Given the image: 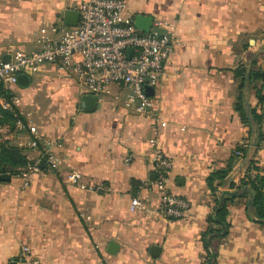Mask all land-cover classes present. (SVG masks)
<instances>
[{
	"label": "crops",
	"instance_id": "0c3cea01",
	"mask_svg": "<svg viewBox=\"0 0 264 264\" xmlns=\"http://www.w3.org/2000/svg\"><path fill=\"white\" fill-rule=\"evenodd\" d=\"M84 1L0 0V60L39 50L37 35L67 28L64 13L77 12ZM124 1L133 22L150 17L173 34L163 75L147 92L159 123L126 110L116 85L92 112L83 111L88 93L53 65L25 74L26 87L3 84L18 119L13 130L0 125V145L21 149L28 164L54 144L61 148H52L56 167L41 162L27 187L11 176L0 182V264H20L22 247L39 264H264V223L252 213L251 195L228 187L237 196L221 201L223 188L215 206L207 187L208 177L225 169L239 147L247 156L234 165L242 166L237 186L251 157L264 177V141L251 150L253 137L234 110L233 73L250 54L264 52V0ZM260 65L264 72V60ZM245 102L247 110L257 107L253 93ZM18 123L36 132L37 150L27 146L34 137ZM154 148L171 162L169 193L190 204L184 219L160 213L156 191L141 188L154 176ZM72 173L80 176L78 185L67 182ZM133 198L145 209L131 213ZM226 199L220 223L217 209ZM111 242L117 245L113 255L107 252ZM152 248L158 252L152 255Z\"/></svg>",
	"mask_w": 264,
	"mask_h": 264
},
{
	"label": "built area",
	"instance_id": "2783aa9c",
	"mask_svg": "<svg viewBox=\"0 0 264 264\" xmlns=\"http://www.w3.org/2000/svg\"><path fill=\"white\" fill-rule=\"evenodd\" d=\"M77 12L76 27L51 28L49 32H41L37 35L39 50L30 54L15 51L8 62L0 60V85L15 86L19 75L37 74L42 65L49 64L74 77L88 95L96 99L108 93L112 85L121 87L124 91L123 107L154 125L158 124L159 114L146 89L156 86L163 75L164 63L172 53L174 41L170 28L167 30L165 25L156 21L148 33H140L134 28L124 0H86ZM164 29L168 33H164ZM128 49L131 50L129 58ZM3 107L7 108V104ZM17 125L21 132L28 129L32 133L34 139L27 146L37 150L36 132L30 126ZM52 148L61 146L54 144L50 149L40 151L39 158L16 176L23 181L24 187L31 184L41 162L50 168L56 167L58 158ZM151 163L155 179L142 183L141 188L156 191L160 213L172 220L184 219L190 210L189 202L170 194L166 186L170 160L160 149L154 148ZM79 179L77 173H72L67 182L78 185ZM143 209L145 205L142 202L136 198L131 200V213ZM21 258L20 264H39L27 247H22Z\"/></svg>",
	"mask_w": 264,
	"mask_h": 264
},
{
	"label": "trees",
	"instance_id": "16d2710c",
	"mask_svg": "<svg viewBox=\"0 0 264 264\" xmlns=\"http://www.w3.org/2000/svg\"><path fill=\"white\" fill-rule=\"evenodd\" d=\"M247 50V46L243 48ZM256 55V57H255ZM248 64H239L234 70V77L237 82L238 96L234 104V110L239 114V117L248 128V137L251 139L253 136L257 140V148L259 144L264 141L262 133V122L264 108V72L262 71L261 61L264 60V52H259L254 55L248 56ZM249 68V79L245 83V75ZM253 93L257 100V107L246 109L245 101L247 95ZM11 96L2 85H0V125H9L13 130L15 122L18 119L17 111L10 104ZM1 102L7 104V108L2 107ZM247 150L241 147L237 148L235 153L231 156V161L228 166L216 173L211 174L207 179V187L214 198L215 206L219 205L218 196L220 191L226 187L228 178L236 164L237 160L241 157L246 158ZM28 165V160L23 155L22 150L4 143L0 145V175H9L11 177L19 176ZM244 175L238 178L236 182H232L229 189L237 192L246 190L252 198L251 210L254 217L259 222L264 223V177L259 176V168L249 159L246 167H244ZM230 199H226L223 204L217 209L216 221L223 223L226 215L225 205Z\"/></svg>",
	"mask_w": 264,
	"mask_h": 264
},
{
	"label": "water",
	"instance_id": "95a60500",
	"mask_svg": "<svg viewBox=\"0 0 264 264\" xmlns=\"http://www.w3.org/2000/svg\"><path fill=\"white\" fill-rule=\"evenodd\" d=\"M78 19H79L78 12L66 11L64 13V17H63V26L67 27V28L76 27V25L78 23ZM152 23H153V20L150 17L136 16V17H134L133 25L137 31H139L142 34H146L151 30ZM130 54H131V50L128 49L127 50V58L130 57ZM255 57H256V55H255ZM1 61L3 63H6L9 61V57H3ZM248 79H249V68L247 69V72L245 75V80H244L245 83H247ZM27 84H28V77L26 75L22 74V75H19L17 77V85H19L20 87H26ZM149 90L150 89H146V93ZM96 105H97V99H96V97H94L92 95H84L81 98V109L85 112H92L95 109ZM245 105L248 106V103L245 102ZM255 146H256V137L253 136V141L251 144V150L254 149ZM241 170H242V166H238L236 169L233 170L232 174L228 178L227 185L221 194V201L225 197H236L237 196L236 193H229L227 189L230 186V184L234 181V179L238 176V174L240 173ZM154 179H155V177L152 176V181H154ZM9 180H10L9 175H0V182H5V181H9ZM249 203H250V201H249ZM115 250H117V245H115L112 242L109 243L107 252L113 255L116 252ZM151 252L153 255V254H155V252H158V249L152 248Z\"/></svg>",
	"mask_w": 264,
	"mask_h": 264
}]
</instances>
